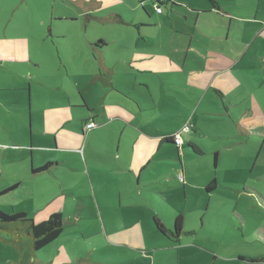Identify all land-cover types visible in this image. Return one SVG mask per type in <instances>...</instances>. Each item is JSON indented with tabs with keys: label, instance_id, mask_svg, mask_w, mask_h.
Masks as SVG:
<instances>
[{
	"label": "crops",
	"instance_id": "1",
	"mask_svg": "<svg viewBox=\"0 0 264 264\" xmlns=\"http://www.w3.org/2000/svg\"><path fill=\"white\" fill-rule=\"evenodd\" d=\"M71 1H79V5H85L81 12L86 14L108 6L105 2L109 0ZM88 1L94 2V4L91 3L92 5L88 6ZM143 1L146 3L152 0ZM252 1L253 6H251V9L254 10L237 11L233 9L236 8V5L231 0H207L201 6L192 5L187 0H175L179 4H173V9L169 11V17L173 12L179 16L175 25L181 30L176 33L191 41H199L200 36L204 35L217 37L229 44L228 49H224V46L220 44L217 51L208 49L204 45L190 46L197 47L198 50L208 55L206 60L211 66L208 63H201L198 68L188 69V74L176 72V65L174 63L169 65L168 57L164 56L161 51L152 53L142 49L137 53L140 41L147 43L154 37L148 31L159 27H157L158 22L152 20L151 12L144 5L140 10L141 19L131 22V25L123 22L122 17H119V21L127 24L131 29L132 37H125L122 33H119V39L126 46L124 49L116 47L114 52L113 47L111 48V52L118 55L115 61L108 57L109 45L115 39L108 41L102 38V35L89 38L87 45L91 47L93 55L91 61L95 65V70L83 64L81 67H84L85 71L81 70V76L84 85H90L88 86L89 90L86 91L87 94H90L96 84L94 92L101 97L103 106L101 118L106 120L104 124H101L100 114L90 105L84 96L85 92L81 88L79 80L75 78V71L78 70V67L74 65L71 56H66L64 52V61L60 56L59 61L57 57L36 58L37 51L35 48L37 47L35 43L52 42L45 53L48 55L49 50L54 46L55 37H66L63 32H60V35L58 33L56 35L54 32L53 24L51 25L55 17L54 14L49 21L50 25L47 24L48 31L44 27L47 22L42 19L41 22L35 21L42 27L38 33L33 34L30 27L27 26L28 23H25L26 27L24 29L20 28L16 33L11 32V35L0 36V66L12 69L16 75L14 77L16 84L7 86V88L0 85V93L5 92V90L22 91L21 95L15 93L20 97H17L14 105H9L5 100L6 107L17 109L19 114L12 118L17 123L16 130L4 124L12 125V122L4 116L1 110L0 144L9 150L21 152L22 156L26 154L24 160L16 162L20 167V178L34 179V182L39 176H56L61 179L58 182L60 194L67 197L70 195L74 199L78 196L80 204L84 206L80 199L84 196L83 193L79 192V195H77L71 182L65 180V178H70L71 174L76 172L79 175L84 174L89 177V180L85 178L82 182H78V185L85 183L83 189L89 188L86 192L88 193L87 198L97 204L99 211L103 209V205H111L112 208L116 205L118 207H149L147 209L150 211L147 213L150 214L152 221L159 219L170 232L163 235L152 223L148 231L155 232L160 238H157L155 243L148 245L143 240L144 228L140 222L136 224L126 222L121 230L122 237L119 236L121 232L115 226L111 227L110 231L107 229L105 231L107 241L113 242L119 247L124 256L134 253L144 259L146 255L153 251L175 250L177 264L264 263V218L258 215L249 217L237 207L238 203L242 201L241 204L244 207L250 210H253V208L260 209L264 213V193L259 186H256L257 182H251V185H249L248 180H264V170L257 169L256 164L258 160L264 158V156H261L264 149V138L256 151L255 157L246 160L242 150L233 147L234 145L241 146L246 143L244 138H239L238 142L236 141L239 132L233 133L230 139L219 141L221 135L230 134L208 130V125L215 123L210 117L213 113L220 116L217 118L218 122H224L225 114L231 115L230 104L242 102L246 112H241L240 130L242 131V129L244 130L242 127H246L253 132L264 135V102H261L255 95L259 90L254 88L253 83V88L247 89L236 76L237 72L245 77L250 76L245 75V71L251 69L242 63L244 61L249 62V60L262 62V71L264 72V14L259 11L263 0ZM25 2L27 0H19V3L13 8V11H16L13 15H19L18 9L23 11L21 6ZM170 2V0H160V6H169ZM237 2L238 4L244 3L243 1ZM157 3V1L155 4L152 2L151 5L157 7ZM236 12H239V15ZM161 13L163 14V10ZM57 15V20H64L63 15ZM235 16L240 17L239 23H233L234 18L236 19ZM245 25H248V27ZM251 26H255L256 30L251 32ZM7 28L8 24L5 23L4 33H7ZM198 33L202 35H198ZM232 33L235 36L231 35ZM84 34H87V32ZM97 39H100L99 42ZM232 45L235 49L232 48ZM83 55H85L84 51ZM169 72L173 73L175 79L171 82L180 88V90H177V94L181 99V105L177 106L179 109L175 111L165 112L158 109L157 100L153 94V90L156 91L158 87L152 83L153 80L150 79L149 75L167 74ZM108 73L131 78L132 84H124V90L119 84L120 81L114 82L113 78L109 80L106 78ZM19 74L23 77L37 78L36 80L44 83V85L40 83L42 85L40 87L36 84L34 90L33 81L18 78ZM69 76L72 77L78 92L74 90L68 81L62 80V77ZM104 78L107 79L105 82H103ZM166 81L164 79V82ZM262 84H264V79L261 80L258 87ZM45 86L50 89L57 88L61 92H58L57 96H53L45 90ZM167 89L169 90L168 87ZM145 91L149 95V106L157 109L155 114L158 117L164 116L161 117L162 120L160 121L162 126L166 127V122L163 120H167L166 117L170 116V113L181 117V121L171 118L177 125L174 127L168 125L172 129L170 135L162 134L156 129H152L154 133H151L137 125L134 126V132L128 133L125 131L123 124L128 121L125 117L126 112L118 104L121 99H129L139 111L142 108L141 103L146 104ZM236 91L238 94L233 95ZM77 94H80L82 102ZM108 97H110V100L106 103ZM240 97L242 98L239 99ZM2 99V94H0V101ZM231 99L237 100V102L232 104ZM203 101H206L205 107L202 105ZM248 101H250L251 107L247 106ZM214 102L216 104L215 108L212 104ZM243 115H246L245 118L242 117ZM153 119L156 120L154 117ZM93 120L100 124L97 126L100 128L99 130L94 131L95 128L92 130L94 131L92 133L94 142L91 145L95 149H91L87 154L86 143L83 151L76 150L80 147L65 146L68 141L78 139L74 134L69 133L70 129L81 131V137L88 140L91 133L86 137L85 125ZM74 121L78 122L73 124ZM117 122L119 125L116 124ZM187 122L193 125L192 129L190 132L184 133V143L182 146L177 147L170 136ZM25 124L28 130L23 128ZM130 126L132 127V125ZM196 129H199L202 135L207 138L213 139L212 143L216 147L209 150V152L206 151L207 149H204L201 143L191 137L193 135L201 137ZM14 132L17 133L16 136ZM18 138L26 141L21 144V147L11 149L6 146L9 143L15 144ZM4 139H7L8 142L2 141ZM35 139L45 142L40 146L42 149L36 148L34 145ZM93 151L98 154L93 153ZM79 152L81 155H79ZM207 152H213V163L209 167L211 174L207 173L202 179L196 180L187 170L183 171L187 159L199 160L200 156L202 157ZM73 153L78 155L79 158L82 157L85 167H81L76 163L70 164L65 159L66 157L70 158ZM88 157H90L91 164ZM90 165L96 172L91 170ZM233 166H239V168L248 166V170L245 172L238 171L236 168H232ZM229 167L232 170H229ZM178 172H181L187 181H179ZM172 180L182 184L181 187L178 185L176 188L183 191V201L174 199L173 189L175 186L169 184V182H173ZM186 182L194 184L187 185ZM212 183L213 186L209 187ZM63 184L66 186L65 190ZM204 186V193L196 196L199 191L202 192ZM261 187H264V185H261ZM9 189L14 188L10 187ZM58 196V191L52 193L51 200L56 199ZM230 198L233 201L227 200ZM150 199L155 201L153 206L149 203ZM57 201L65 202L64 204L68 205V208L73 207L63 197ZM86 201L84 198V203ZM145 203L147 205L142 206ZM220 203H222V206L218 207ZM156 204H171V207H169L171 214L167 220L168 222L159 217L163 209L159 210V206L156 207ZM203 207L207 208V211H214L206 212V214L199 217H193L195 220L193 222L198 223L197 227H184L185 223L191 220L190 213L195 210H199L201 213ZM221 210L222 212H220ZM22 212H25V210ZM106 213L108 214L109 211ZM162 215L167 216V208ZM49 216H41L38 222ZM179 216L182 217L183 222L181 230L176 232V220ZM135 218L143 219V216L137 215ZM232 218L242 224V228L236 227L230 230L226 224L233 227L235 223ZM222 219L224 226L220 223ZM33 220L36 222L34 218ZM61 238L59 237V240ZM107 241L105 240L106 243H108ZM135 242L140 244H135ZM33 254L37 255L36 252ZM111 264L122 263L115 262Z\"/></svg>",
	"mask_w": 264,
	"mask_h": 264
},
{
	"label": "rangeland",
	"instance_id": "2",
	"mask_svg": "<svg viewBox=\"0 0 264 264\" xmlns=\"http://www.w3.org/2000/svg\"><path fill=\"white\" fill-rule=\"evenodd\" d=\"M173 3H169V6H161L163 10V14L158 10L156 5L153 7L151 4L154 2L156 3V0L145 1L143 0H109L106 1L105 4L108 6H104L102 9L93 10L92 12L82 14V10L84 9L85 5L81 4L79 5L78 2H73L71 0H27V2L23 3L20 10L18 9L19 15H13V13H16V11H13V8L15 5L19 3V0H0V36H3L5 34H12L16 33L17 31L21 29H24L26 27L25 23H28V27H30L33 34L40 32V27L38 23H35V21H42V19L47 22L44 27L46 31H48V25H50V20L52 15L54 14V19L51 22V25L53 24L54 32L60 35V32H63L66 36L64 37H55L54 46L51 50H49V54L46 55L47 48L52 45V42H47L44 44L41 43H35V46L37 48L36 51V58H45V57H57L59 61V56L62 57L64 61V52L66 56H71L73 58L74 65L78 67V70L75 71L76 79L79 80V84L83 91L85 92L84 96L90 103V105L95 108L96 112L100 114V118L102 117L103 112V106L101 103V97L99 94H96L94 91L96 90V84L90 91V94H87L86 91L89 90L88 86L84 85L83 77L81 76L82 71H85L84 67H81L83 64L87 65L89 68L91 67L93 70H95V65L91 61L93 60V55L91 52V47L87 45V40L89 38H96L98 35H102V38L111 41L112 39H115L112 44L109 45L108 49V57L109 59L116 60L118 58V55L113 54L114 48H125V44L122 40L119 39L120 35L119 33H122L125 37H132L131 35V29L127 26V24L123 23L126 22L131 25V22L136 21L138 19H141L140 10L142 8V5L146 6V9L149 10L152 14V20L158 22L157 29H153L151 31H148L151 35L154 37L146 42L140 41L139 47L137 50V53L142 51V49L151 51L152 53L155 51H161L164 53V56L168 57V63L169 65L175 64L177 70L176 72H181L182 74H188V69H194L201 66V63H208L210 66L211 64L206 60L207 56L200 50H198L197 47H190V46H201L204 45L208 49H214L219 50L220 44L224 46V49L229 48V44L226 41H222L221 39H218L217 37H210V36H204L200 33L198 35L200 36V40H187L186 38L182 37L183 35L176 33L177 31L181 30L180 28H177L178 26L175 25L178 21V14L174 12L170 14L169 17V11L173 9V4L177 3L175 0H170ZM184 1V0H183ZM207 0H187L188 3L194 4L195 6H201V4H205ZM235 3L236 8L233 9L237 11H249L254 10L251 9L252 0H231ZM237 1H243L244 3L238 4ZM94 2L88 1V6H91ZM179 4V3H177ZM24 5V6H23ZM54 5V6H53ZM86 5V6H87ZM175 8V7H174ZM260 13L264 14V0L262 1V5L260 8ZM57 14H61L64 16V20L56 19ZM111 14V15H110ZM237 15H239V12H236ZM16 16V17H15ZM230 16V15H229ZM119 17H122V21L120 22ZM178 17V18H177ZM233 23H239L240 17L235 16ZM171 18V19H170ZM174 19V20H173ZM244 23L243 21H241ZM5 23L8 24L7 33H4L5 31ZM224 23V22H223ZM24 24V25H23ZM225 24V23H224ZM30 25V26H29ZM174 25V27H173ZM224 26V25H222ZM248 27V25H245ZM43 27V28H44ZM86 29V30H85ZM256 30L255 26L250 27V31L253 32ZM12 32V33H11ZM87 34H84L86 33ZM175 34V35H174ZM235 36L233 33L231 34ZM98 42L100 39H97ZM63 42V44H62ZM37 44V45H36ZM113 47V52H111V48ZM232 48L235 49V47L232 45ZM206 50V49H205ZM54 51V54H53ZM83 51L85 55H83ZM60 52V53H59ZM75 55V56H74ZM155 60V59H154ZM159 61V60H156ZM50 62V60H48ZM243 65L250 68V71H245V75H250L249 77H245L242 75H239L237 72L236 76L240 83H244V85L247 87V89L250 88H257L259 90L255 95L259 98L261 102H264V84H262L260 87L258 85L260 84L261 80L264 79V72L262 71V62L253 60L247 62H242ZM81 68V69H79ZM259 69V70H258ZM82 70V71H81ZM15 71L12 69H9L8 67H1L0 66V85L3 87L7 86H13L16 84L14 77L16 76ZM148 76V75H147ZM150 79L153 80L152 83L155 84V86L158 87V89L155 91L153 90V94L156 97L157 100V106L158 109H161L165 112H171L179 109L177 106L181 105V99L179 95L177 94V90H180L178 86H176L171 81L175 80L173 77V73L169 72L167 74H153L149 75ZM256 77V78H251ZM18 78L20 79H29L33 81L34 90L35 85L42 86L44 83L37 81L34 78H30L28 76L23 77L19 74ZM108 80L110 78H113L114 82L117 80L120 81V86L123 88L124 84H132L131 78H125L121 75H111L108 73L107 77ZM104 78V81L107 80ZM58 79V78H57ZM164 79L167 80L164 82ZM63 81H68L69 84L74 88L75 91L78 92V89L76 85L73 83V79L71 76L69 77H62ZM49 81V80H48ZM82 81V83H80ZM102 81V79H101ZM52 82V81H49ZM148 82V80H147ZM151 82V81H150ZM41 83V84H40ZM253 83V86H252ZM137 85V84H136ZM138 86V85H137ZM139 87V86H138ZM169 88V90L167 89ZM45 90L53 95L57 96L59 90L57 88L50 89L47 86H45ZM116 89V88H115ZM124 89V88H123ZM125 90V89H124ZM34 94L35 91H33ZM61 92V91H60ZM59 92V93H60ZM115 93V90L113 91ZM21 95L22 91H7L1 92L2 99L0 101V113L1 110L5 117L9 118L12 122V125H8L6 123H3L10 128L17 130V123L14 122L12 119L17 113V109L15 108H9L6 107L5 102L7 101L9 105H14L16 103L17 97L20 96L15 95ZM147 96L146 104L141 103V110L137 111L138 108L129 100V99H121L118 106L125 110V117L127 118V122L123 124L125 127V131L128 133L134 132V126L137 125L145 130H148L151 133H154L152 129H156L159 132H162V134H168L170 135L171 127L168 125H172V127L176 126L177 123L173 121L174 120H182L181 117L175 116L172 113H170V116L168 115L166 118L167 120H163L166 122V127L162 126L160 124V121L162 120L160 116L158 117L155 113L157 109L152 108V106H149V95L147 91L144 92ZM205 94H207L205 92ZM204 94V95H205ZM216 95V93H214ZM238 94L237 91L233 94ZM80 96V94H77ZM193 97V96H191ZM231 98V96H229ZM240 97L239 99H241ZM250 99V98H249ZM6 100V101H5ZM110 100V97L106 99V103H108ZM80 101L82 102V98L80 96ZM232 104L237 102V100H232ZM248 107L250 106V101L247 102ZM213 107H216L215 102L212 103ZM227 104H229L227 102ZM202 105L205 107L206 101H203ZM244 103L239 102L238 104H230V114L226 113V117L224 119V122H218L217 118L220 116L217 113H213L210 117L213 120V122L210 125H208V130L217 132V133H228L230 135L220 136L219 141H223V139H230L231 136H233V133H238L239 136H237L236 141L238 142L239 138L246 139V143H243L240 145H234L233 147H238L242 150V154L245 155L246 160H251L255 157L256 151L259 149L260 144L263 141L264 135L258 134L256 132H253L249 130L246 127L242 131L240 130V118H241V112H246V109L243 108ZM186 107V105H185ZM209 107V106H208ZM9 112V113H8ZM224 115V116H225ZM156 119L154 120L153 117ZM246 115H243L242 117L245 118ZM252 116V115H249ZM170 117V118H169ZM1 121V119H0ZM78 121H74L73 124H76ZM101 124H104L106 122L105 119L100 120ZM22 123V121H21ZM25 123V122H24ZM99 123H97L98 125ZM119 125V123H116ZM100 125V124H99ZM132 125V127L130 126ZM23 128L28 130L26 124L23 125ZM100 128H94L88 129L85 128L86 137L88 134H90V138L86 140L85 137H81L82 133L79 130H69V133L74 134L75 137L78 139L75 141H68L65 146H75L80 147V149H76L77 151L84 149L85 143H86V153L89 154L91 149H95L91 143L94 142L92 140V133L96 130H99ZM94 130V131H92ZM197 132L200 134L201 137L193 135L191 136L194 140L201 143L203 145L204 149H207L206 151L209 152V150L214 149L216 145H214L213 139L207 138L205 135H202V132L199 129H196ZM188 133V132H187ZM17 134L14 132V135ZM16 136V135H15ZM184 137V134H183ZM246 137V138H245ZM249 138V139H247ZM92 140V141H91ZM2 141L8 142L7 139H4ZM26 141L20 140L18 138L16 140L15 144L9 143L6 146H9L11 149H17V147H21V144ZM45 142L42 140H34V145L37 149H42L40 147ZM181 144H176L177 146H182ZM218 144V143H216ZM69 150V149H68ZM200 156L199 160H191L190 158L186 160V167L183 171H188L189 174L193 175L196 180H200L204 177L205 174L210 172L209 167L212 166L213 163V152H210ZM93 153L98 154L96 151H93ZM79 155L81 153L79 152ZM26 154L24 156L21 155V152H15L12 150H9L8 148H4L2 144H0V209L5 212H22L25 210V212H28L31 217H33L36 220V223L41 219V216H49L51 213L60 212L64 216V230L60 237H62L58 242L53 243L49 245L47 248H45L41 254L34 255L31 247H30V240L28 238L25 239H19L15 240V236L13 234H10L9 232L2 231L0 232V264H111L115 262H120L122 264H177L176 261V251L172 250H157L149 253L142 259V257L137 256L134 253H129L128 255L124 256L121 253V249L117 247L113 242L107 241V238L105 237V231L108 229V231L111 230V227L115 226L118 228V231L121 232L122 227L126 222L129 223H142V226L144 228L143 233V240L145 244H151L155 243L157 241V238H160L155 232L148 231V228L152 223H154L150 217V214L147 212L150 211L147 208L149 207H129V206H119L116 205L113 208L111 205H103V209L101 211L98 210V206L94 201L87 198L86 193L89 188L83 189L85 183L83 185H78V182H82L85 178L89 180L88 176H85L84 174L79 175L76 172L72 173L70 178H65V180H69L74 186V190H76V194L79 195V192L81 194L83 193V197L80 199L82 200L81 203L84 205L82 206L80 204L79 197L76 196L75 199L71 197L70 195L67 197L63 194H60L61 191H59L58 188V177H52V175H44L39 176L36 178V180L33 182L34 179H21L20 175L21 172H19L20 167L16 164V162H19L20 160L25 159ZM70 158H65L70 164L76 163L77 165L81 167H85V162L82 160V157L79 158L78 155H75L74 153L70 155ZM264 156V149L262 150V155ZM90 157H88V161L90 163ZM91 164V163H90ZM257 169L260 168L264 170V158L257 161ZM91 170L96 172V170L90 165ZM232 168H236L238 171L245 172L248 170V166H233ZM229 170H232L229 167ZM220 172V171H219ZM184 173V172H183ZM222 173V172H220ZM181 172H178V177ZM225 174V173H222ZM257 174V173H254ZM185 176V175H184ZM188 178V177H186ZM249 185H251V182H257L256 186H259L261 190L264 193V187H261V185H264V180H254V179H248ZM173 182H169L170 185L174 184L175 188L173 189L174 199L177 201H183L184 200V194L183 191L180 189H177L176 187L180 185L181 183L177 182L175 180H172ZM179 181H187L185 178L181 179L179 178ZM89 183V182H88ZM187 185H193L192 183L186 182ZM89 186V185H87ZM10 187H13L14 189H9ZM179 187V188H180ZM202 192L199 191V193L196 195L204 193L205 186L202 187ZM63 189H66L65 184H63ZM10 190V191H9ZM59 192V196L51 200L52 193ZM196 191V190H193ZM191 194V193H189ZM192 195V194H191ZM193 196V195H192ZM64 198L69 202L72 208H68V205L58 202L57 200L60 198ZM84 198L87 200L84 203ZM195 200V199H193ZM228 201H233L231 198L227 199ZM153 199L149 200V203L153 206ZM242 201L238 203V209L246 214L249 217H254V215H258L261 218H264V213L260 209H254L250 210L241 204ZM179 204V203H176ZM147 203H145L142 206H146ZM187 205V204H186ZM156 207L159 206V210L161 211V214L159 217H162L163 220H167L170 217L169 207H171V204H156ZM203 206V204H201ZM222 203L218 204V207H221ZM167 208V216H163L162 214L165 212V209ZM109 211L107 214L106 212ZM200 213L199 210H195L192 213H190L191 220L187 221L185 223L186 225L184 227H190L195 226L197 227V222L193 219V217H199L203 214H206V212H212L214 210H208L207 208H204L201 210ZM199 212V214H198ZM222 212V210L220 211ZM227 214V213H226ZM143 216V219H137L136 216ZM224 215V214H223ZM234 220V225L226 224V226L233 230L236 227L242 228V224H240L235 218H232ZM218 222V221H217ZM128 223V224H129ZM224 226L223 219L220 222ZM206 230V229H205ZM84 234V235H83ZM73 236V237H72ZM120 237L123 236L122 232L119 235ZM116 238V235H115ZM105 240L108 242L106 243ZM135 244H140L138 242H135ZM127 259V261H126ZM175 261V262H174ZM257 264H264V263H257Z\"/></svg>",
	"mask_w": 264,
	"mask_h": 264
},
{
	"label": "trees",
	"instance_id": "3",
	"mask_svg": "<svg viewBox=\"0 0 264 264\" xmlns=\"http://www.w3.org/2000/svg\"><path fill=\"white\" fill-rule=\"evenodd\" d=\"M157 2L158 6H160V0H157ZM89 122H87L86 125ZM86 125L85 128H87ZM97 126L98 125L96 123V126L94 128H96ZM181 128L179 130H181ZM179 130H177L170 136V139L175 145V135ZM212 186L213 183L209 185V187ZM182 222L183 219L181 216H179L176 220V232H179L181 230ZM64 224V216L60 212H53L48 218L36 223L28 214V212L8 213L0 210V232L5 231L13 234L15 236V240H19L20 238H28L30 240V247L32 252H36L37 255L41 254V252L49 245L59 240V237L64 230ZM154 225L156 229L163 235H167V233L170 232L159 219H155Z\"/></svg>",
	"mask_w": 264,
	"mask_h": 264
},
{
	"label": "built area",
	"instance_id": "4",
	"mask_svg": "<svg viewBox=\"0 0 264 264\" xmlns=\"http://www.w3.org/2000/svg\"><path fill=\"white\" fill-rule=\"evenodd\" d=\"M157 10H158V12L160 11V12H162V8H161V6H157ZM96 126V123L94 122V121H91V122H89L87 125H86V127L88 128V129H91V128H94ZM192 124L191 123H189V122H187L182 128H181V130H179L177 133H176V135H175V142H176V144H181V143H183L184 142V140H183V134L184 133H187V132H190L191 131V129H192ZM179 147V146H178ZM179 178H181V179H183L184 177H183V175H182V173L181 174H179Z\"/></svg>",
	"mask_w": 264,
	"mask_h": 264
},
{
	"label": "flooded vegetation",
	"instance_id": "5",
	"mask_svg": "<svg viewBox=\"0 0 264 264\" xmlns=\"http://www.w3.org/2000/svg\"><path fill=\"white\" fill-rule=\"evenodd\" d=\"M157 1V0H156ZM174 235V234H173Z\"/></svg>",
	"mask_w": 264,
	"mask_h": 264
}]
</instances>
